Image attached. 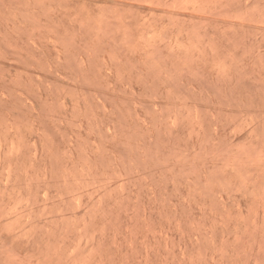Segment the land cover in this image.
<instances>
[{"label":"rangeland","instance_id":"obj_1","mask_svg":"<svg viewBox=\"0 0 264 264\" xmlns=\"http://www.w3.org/2000/svg\"><path fill=\"white\" fill-rule=\"evenodd\" d=\"M0 264H264V0H0Z\"/></svg>","mask_w":264,"mask_h":264}]
</instances>
